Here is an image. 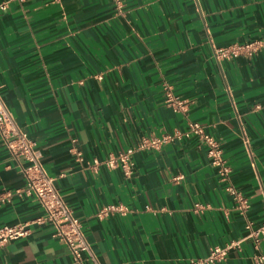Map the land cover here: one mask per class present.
I'll list each match as a JSON object with an SVG mask.
<instances>
[{
    "label": "crops",
    "instance_id": "obj_1",
    "mask_svg": "<svg viewBox=\"0 0 264 264\" xmlns=\"http://www.w3.org/2000/svg\"><path fill=\"white\" fill-rule=\"evenodd\" d=\"M260 39L264 0H122L121 9L114 0H28L0 13V94L102 264H188L247 237L196 138L137 151L130 178L90 165L190 122L222 146L247 217L264 222V48L253 58L215 55ZM165 84L186 113L166 105ZM26 185L0 138V194ZM197 203L208 207L196 212ZM110 204L130 212L99 220ZM43 215L36 197H14L0 207V228ZM30 229L0 247V264H90L77 263L50 225ZM253 254L245 240L218 264H254Z\"/></svg>",
    "mask_w": 264,
    "mask_h": 264
},
{
    "label": "built area",
    "instance_id": "obj_2",
    "mask_svg": "<svg viewBox=\"0 0 264 264\" xmlns=\"http://www.w3.org/2000/svg\"><path fill=\"white\" fill-rule=\"evenodd\" d=\"M28 0H4L0 3V13L7 12L14 3H24ZM117 6L122 8V0H114ZM264 48V39L256 40L250 43L234 44L227 48L215 49V55L219 60H233L242 56L248 58L255 57ZM166 105L173 108L177 114H184L188 110L185 101L175 96L172 87L164 85ZM0 138L13 155L21 167L27 185L25 188L17 189L13 192L0 194V207L10 204L14 197H36L40 202L44 215L28 223L17 224L13 226H3L0 228V247L10 241L25 238L30 235L32 224L50 225L54 229V238H58L66 244L77 263H82L84 257L90 264H102L94 253L86 235L83 231L81 221L75 216L73 210L68 206L63 198L56 178L48 175L46 172L41 155L38 150L37 142L28 138L27 134L18 126L12 116L8 106L0 94ZM196 138L203 143L207 149V156L210 164L217 170L222 181L227 182V192L234 199L236 209L246 218L247 237L235 242H231L224 247L215 246L210 250L208 256L204 258L192 259L188 264H218L225 261L229 253L233 250H240L245 240H252L254 254L252 256L254 264H264V252L262 244L264 242V222L260 226H255L247 215L250 210L249 200L232 184H229L231 169L224 158L222 146L206 132V128L199 122H190L184 131H175L161 137L143 138L135 147L117 154H111L105 160L94 159L90 165L93 169H98L103 165L107 169H120L126 178L134 175V154L139 150L155 149L159 150L164 144L176 140ZM246 147L249 150V142L245 139ZM79 161H83L81 151L72 148ZM208 207V206H206ZM202 204H195L194 210L201 212L206 208ZM264 208V191H263ZM130 210L122 205L110 204L99 210L97 218L102 220L112 214L127 216Z\"/></svg>",
    "mask_w": 264,
    "mask_h": 264
}]
</instances>
